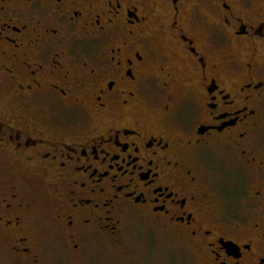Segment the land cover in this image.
Segmentation results:
<instances>
[{
  "label": "flooded vegetation",
  "instance_id": "obj_1",
  "mask_svg": "<svg viewBox=\"0 0 264 264\" xmlns=\"http://www.w3.org/2000/svg\"><path fill=\"white\" fill-rule=\"evenodd\" d=\"M132 218L145 264H264V0H0L9 252Z\"/></svg>",
  "mask_w": 264,
  "mask_h": 264
},
{
  "label": "rangeland",
  "instance_id": "obj_2",
  "mask_svg": "<svg viewBox=\"0 0 264 264\" xmlns=\"http://www.w3.org/2000/svg\"><path fill=\"white\" fill-rule=\"evenodd\" d=\"M228 191L232 192L233 188ZM128 221L127 237L131 238L130 234L136 233L130 249L120 248L124 239L119 238L120 243L116 244L118 247H112L105 236L92 230H86L75 238L78 244V248L75 249L72 247L75 240L66 241L56 230L49 229L35 238V243H40L42 250L35 249L32 255L38 257L36 264H145L141 257L144 251L141 244L142 239L139 240L141 227L139 222L133 218L131 222L129 219ZM123 232L126 237V232ZM156 238L159 237L156 236ZM152 252L155 264H198L195 253L192 256V253L189 254L185 249H181L178 243L171 242V240L159 239L155 245L153 244ZM0 264H22L9 252L1 236Z\"/></svg>",
  "mask_w": 264,
  "mask_h": 264
}]
</instances>
